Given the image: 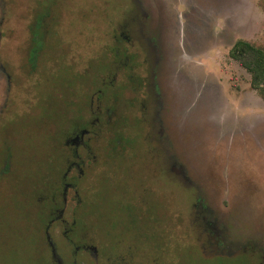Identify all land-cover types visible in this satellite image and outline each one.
I'll use <instances>...</instances> for the list:
<instances>
[{
  "label": "rangeland",
  "instance_id": "1",
  "mask_svg": "<svg viewBox=\"0 0 264 264\" xmlns=\"http://www.w3.org/2000/svg\"><path fill=\"white\" fill-rule=\"evenodd\" d=\"M238 40L264 0H0V264H264Z\"/></svg>",
  "mask_w": 264,
  "mask_h": 264
},
{
  "label": "trees",
  "instance_id": "2",
  "mask_svg": "<svg viewBox=\"0 0 264 264\" xmlns=\"http://www.w3.org/2000/svg\"><path fill=\"white\" fill-rule=\"evenodd\" d=\"M41 28L39 21L35 25L36 43L41 42L38 30ZM38 48H34L31 56L32 62L36 61ZM230 56L236 60L251 76V86L264 98V49L247 40H238L230 51Z\"/></svg>",
  "mask_w": 264,
  "mask_h": 264
},
{
  "label": "flooded vegetation",
  "instance_id": "3",
  "mask_svg": "<svg viewBox=\"0 0 264 264\" xmlns=\"http://www.w3.org/2000/svg\"><path fill=\"white\" fill-rule=\"evenodd\" d=\"M119 142V141H118Z\"/></svg>",
  "mask_w": 264,
  "mask_h": 264
}]
</instances>
